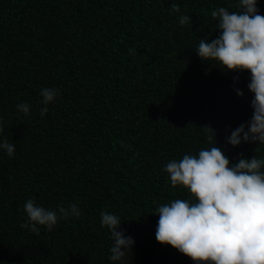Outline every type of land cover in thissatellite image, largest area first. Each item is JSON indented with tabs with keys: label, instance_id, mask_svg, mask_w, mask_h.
<instances>
[{
	"label": "trees",
	"instance_id": "1",
	"mask_svg": "<svg viewBox=\"0 0 264 264\" xmlns=\"http://www.w3.org/2000/svg\"><path fill=\"white\" fill-rule=\"evenodd\" d=\"M237 3L0 0V143L15 145L12 156L0 148V264H195L156 239V209L191 195L172 187L165 166L215 144L232 165L264 159V145L226 139L252 119L251 73L196 52L221 34L211 12ZM257 8L264 16V0ZM44 88L58 95L42 116ZM28 200L46 210L75 204L80 215L37 234L22 227ZM101 212L134 240L122 261L109 259Z\"/></svg>",
	"mask_w": 264,
	"mask_h": 264
},
{
	"label": "clouds",
	"instance_id": "2",
	"mask_svg": "<svg viewBox=\"0 0 264 264\" xmlns=\"http://www.w3.org/2000/svg\"><path fill=\"white\" fill-rule=\"evenodd\" d=\"M239 11L219 7L211 12L218 20L220 36L209 40L202 38L196 49L205 62L216 61L231 72H250L248 88L254 94L253 116L249 124L240 125L227 137V143L239 147L241 143L264 145V16L259 14L257 0H238ZM179 13V5H172ZM191 17L181 15L179 23H189ZM44 105L40 112H48L54 101L56 89L44 88L40 93ZM237 95L244 93L237 90ZM25 115L28 104H18ZM215 140V130L204 126ZM247 128V130H246ZM0 148L12 156L15 145L6 139ZM264 159L254 157L232 165L219 147L201 149L198 155H184L165 166L173 188L182 186L190 192L189 199H175L156 209L159 216L156 239L170 245L195 264H264ZM27 219L22 227L39 234L37 225L49 231L58 218L79 217L75 204L57 210H46L33 200L24 205ZM101 224L111 232L113 245L109 259L122 261L131 253L134 240L118 230L121 226L117 215L101 212Z\"/></svg>",
	"mask_w": 264,
	"mask_h": 264
}]
</instances>
